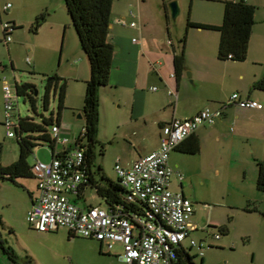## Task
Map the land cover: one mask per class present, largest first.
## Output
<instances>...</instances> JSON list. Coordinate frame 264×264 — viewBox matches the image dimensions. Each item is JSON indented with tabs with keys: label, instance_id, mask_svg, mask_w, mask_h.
Listing matches in <instances>:
<instances>
[{
	"label": "crops",
	"instance_id": "0c3cea01",
	"mask_svg": "<svg viewBox=\"0 0 264 264\" xmlns=\"http://www.w3.org/2000/svg\"><path fill=\"white\" fill-rule=\"evenodd\" d=\"M120 1L121 6L117 9L118 5H115L114 0L111 6L107 39L114 47L112 65L109 82L99 92L97 139L104 155L97 165L94 158L92 168L100 166L106 177L116 180L114 164L118 162L124 167L129 166L139 157L156 149L162 125L173 118L190 117L204 107L220 109L221 115L213 123L197 127L170 152L168 159L169 165L175 171L171 175L169 188L174 192H181L193 204L190 222L194 228L181 242V246L192 255L189 252L193 247L189 243L190 238L203 241L206 245L205 237L214 235L215 228L218 230L220 227H226L227 232L224 234H228L234 210L242 207V201L257 192L252 186L243 188L239 183L243 177L244 179L247 177L246 166L252 164L255 158L264 160V92L254 88L256 80L264 76V61L253 56L250 51L255 25L252 27L247 55L243 61L219 59L217 57L219 32L215 29L189 28L187 32L185 31V40L182 43V34L178 30H172L167 6L170 0H117V3ZM194 1L192 0V3ZM217 1L220 5L215 9L198 3L199 5H196L198 11L194 12L195 16L190 15V20L219 25L222 21L223 0ZM177 2L182 10L181 0ZM7 3L10 2L2 6L4 11L12 6L10 4L4 8ZM44 17L46 20L45 14ZM120 19H124L126 24H121ZM133 21L136 23L134 26L130 25ZM7 22H12L14 27H17L13 20ZM66 27L65 23L60 55L64 56L65 52L67 55L78 53L80 58L75 63H70L67 58L65 74L54 73L50 76L57 75L65 79L64 105L73 112H80L81 118L77 116V112L75 119L70 120L68 113L61 111L57 126L60 135L67 137L69 141L65 144L57 143L55 152L78 145L75 139L83 133L81 108L85 81L89 77V64L85 55L79 51H64ZM11 41L12 37L5 43ZM182 45L186 68L177 75L173 58ZM28 58L27 63H30L31 58ZM67 74L70 77L66 76ZM70 81L76 85H72ZM15 84L19 83L15 81ZM152 86H156V89L151 90ZM169 90L172 94L168 93ZM233 92H237L241 98L257 100L262 107H241L229 101ZM1 121L3 124V120ZM245 147L246 150L250 147L247 155H244ZM93 149L95 153V144ZM192 149H195L194 152H189ZM107 153L113 169L109 171L104 163ZM31 158L30 165L36 160L49 162L52 159V151L48 146L46 150L37 146ZM8 164L0 161L2 166ZM253 171L256 176V169ZM176 172L181 173L183 177L179 179ZM26 179L17 178L19 185L16 186L24 189V195L17 197L8 187L15 185L0 180V206L7 207V215L19 213L18 210H21L25 216L26 211L35 202L38 196L37 181L34 177H29L31 181L25 183ZM87 189L86 187L83 190L84 197L81 198L85 202L75 203L81 207L101 206L99 197L96 201H86ZM70 198L72 201L75 199L74 195H70ZM222 211L225 215H221ZM7 227L12 230L10 225L5 224L0 229V264H23L22 260L24 263L38 264L35 247L19 244V248L25 253L20 256L22 250L17 251L6 244L3 231ZM59 227L63 226L51 231L56 232ZM64 228L67 230L68 239L75 236ZM98 242L100 252L110 253L111 250L107 248L105 251L104 243ZM187 242L189 248L186 247ZM1 243L4 248L12 251L14 260L4 252ZM208 247L210 245L207 244ZM194 248L196 250L193 255H201L202 264L206 247L203 248L202 254L196 247ZM120 253L121 251L115 254L118 259Z\"/></svg>",
	"mask_w": 264,
	"mask_h": 264
},
{
	"label": "rangeland",
	"instance_id": "374dc122",
	"mask_svg": "<svg viewBox=\"0 0 264 264\" xmlns=\"http://www.w3.org/2000/svg\"><path fill=\"white\" fill-rule=\"evenodd\" d=\"M114 1L115 5H118L116 9L121 6L122 1L120 3H117V0ZM6 2H10L12 6L4 11L2 6ZM250 2L257 7L254 17L255 32L252 36L253 43L250 51L253 56L264 61V0H250ZM198 3L213 9L220 5L217 0H195L191 5L189 0H181L182 10L179 6V14L174 19L171 18L170 22L172 30H178L182 37L186 30L188 13L189 18H191V14L195 16L194 12L198 11L196 6L199 5ZM41 14H45L46 20L36 28L34 25L35 18ZM12 20L17 27L12 30V41L7 44L3 40L1 23ZM65 23L67 27L64 38L66 40L64 51H79L84 55L63 0H0V161L3 164L10 163L19 154L16 137L6 135V127L1 121L3 120V98L1 93L3 78H6L12 87H14L15 81L19 84L21 82H31L34 89L37 90L35 110H33L27 98L22 95L18 96L19 116L29 115L39 119L40 114L45 116L52 114L56 119L58 110L57 95H54L53 91L51 92L46 109L42 104L45 81L50 74H65L67 58L70 63H75L80 58L77 55L78 53L67 55V52H65L64 56L61 57L60 55ZM28 57L31 58L30 63H27L26 58ZM66 76L70 77L69 74ZM70 82L72 85H76L75 82ZM228 88H230V84ZM62 111L68 113L70 120H74L75 114L78 112L74 111V113L71 108H67L65 105ZM39 147L43 150L47 149L46 144H41ZM100 147L99 143L95 144V165L104 155L100 152ZM247 151H250V147H247V150L245 147L244 155L248 154ZM31 160L30 155L28 162H31ZM104 163L108 171L113 170L108 153ZM238 168L236 167V169ZM255 169V161L246 166L247 177L246 179L243 177L239 183L243 188H249V186L251 188L252 186L257 192L249 199L243 200L242 207L234 210L233 220L229 223L230 230L228 234H224L215 228L214 233H218L220 238H214V235L205 237L206 245L204 247L206 249L202 264H264V192L256 189V176L254 175L255 171H253ZM25 181L27 183L31 180L27 178ZM8 187L16 197L24 195V189L21 186ZM97 198L98 196L93 188L89 187L85 191L86 201H96ZM76 201L79 204L85 202L83 199ZM18 212L7 215V207L1 208L0 206V216L2 217L0 229L4 224L12 227V230L8 227L5 228L3 236L6 239V244L11 245L17 251L20 250L21 252L22 250L19 248V244L35 247L38 264H124L115 256L116 253L121 251L120 244H116L110 253L100 252L99 242L95 239L81 236L68 239L67 230L64 227H59L56 232L34 230L28 224L21 210H18ZM221 215H225L224 211ZM196 239L198 240V238ZM207 244L210 247L207 248ZM186 247L189 248L188 242ZM195 250L192 247L189 252L193 255ZM105 251H107L106 247ZM19 254L23 256L25 253L23 251L22 254ZM194 260L196 264H200L201 255H195ZM22 263L30 264L28 262L24 263V260H22Z\"/></svg>",
	"mask_w": 264,
	"mask_h": 264
},
{
	"label": "built area",
	"instance_id": "2783aa9c",
	"mask_svg": "<svg viewBox=\"0 0 264 264\" xmlns=\"http://www.w3.org/2000/svg\"><path fill=\"white\" fill-rule=\"evenodd\" d=\"M10 6L7 3L4 8ZM121 24H126L120 19ZM133 21L130 25L134 26ZM2 30L10 32L12 27L1 23ZM11 35L4 36V41ZM29 62V58H26ZM155 90L156 86L150 87ZM3 124L6 135H15L18 123V98L14 87L3 78ZM172 94V91H168ZM229 101L241 107L261 108L257 100L241 98L231 93ZM16 111V112H15ZM221 115L220 109L204 107L190 117L173 118L161 126L159 145L148 154L139 157L129 166L116 162L113 169L122 186L129 192L130 199H138L148 205L156 220L133 215L121 217L105 207L92 205L81 207L69 197L82 181L84 147L69 146L61 157L49 162L36 160L31 171L37 180L38 196L26 212L28 224L37 231H51L58 226L66 227L73 235L96 239L110 251L115 244L121 245L119 259L128 264H171L174 251L194 228L190 222L193 213L192 201L181 192L169 188L173 168L169 165L170 152L197 127L213 123ZM17 116V117H16ZM84 130V129H83ZM52 137L59 144L69 140L61 136L59 127L53 125ZM179 179L183 175L176 172ZM219 237L218 233L214 234ZM191 246L202 254L203 241L189 239Z\"/></svg>",
	"mask_w": 264,
	"mask_h": 264
},
{
	"label": "trees",
	"instance_id": "16d2710c",
	"mask_svg": "<svg viewBox=\"0 0 264 264\" xmlns=\"http://www.w3.org/2000/svg\"><path fill=\"white\" fill-rule=\"evenodd\" d=\"M63 1L70 22L75 30L80 48L86 56L89 64V77L85 81L84 99L81 108L84 130L83 133L75 139L78 145L85 148L84 160L82 163L84 175L76 192L70 195H74L75 199L73 201L76 202V200L84 197L83 190L86 187H91L100 198L102 202L100 203L101 206L105 207L109 212L128 218L135 214L155 221L157 218L151 212L146 203L138 199L129 198V192L122 186L119 178L116 180L109 179L101 171L100 166H96L95 169L92 168L93 160L95 158L93 149L94 144L99 143L97 139L100 104L99 92L100 89L106 86L109 82L114 50L113 45L107 39L113 0ZM189 2L191 5L192 0H189ZM222 5V21L219 25L216 26L193 22L190 20L188 13L186 30L194 27L217 30L219 32L217 57L219 59L229 58L235 61H243L247 55L249 39L255 22L254 17L257 7L248 0H223ZM44 20V14L37 16L34 21L35 27L38 28ZM7 23L12 29L15 28L13 25L14 23ZM3 35H11V33L6 31L4 33L3 31ZM184 40L185 33L182 37V43H184ZM173 65L177 75L185 70L186 62L183 45L179 52L174 55ZM254 88L264 92V76L256 80ZM52 91L54 95H57L58 99L56 119H54L52 114L49 116L40 114L39 119H35L33 116L29 115H18V123L15 127L14 136L16 137L19 154L17 159L12 163L5 166L0 165V180L19 185L17 181V178L19 177L35 178L31 171L32 165L29 164L28 158L33 154L34 149L41 144H46L51 149L52 158L61 157L65 152L66 149L55 152L54 148L57 142L51 134V128L53 125H57L58 118L64 107L66 93L65 79L58 77L57 75L49 76V79H46L42 96V104L45 109L48 106ZM16 92L18 95L27 98L33 110H35L36 97L33 95L34 86L32 83L22 82L16 84ZM193 150L195 149H192V151L189 152H194ZM100 152L102 153V149H100ZM254 161L257 171L255 186L257 190L264 192V160L255 158ZM218 230L222 233L227 232L226 227H220ZM1 247L4 252L8 253V255L11 256V259L14 260L12 251L8 248H4L2 243ZM171 264H195L194 256L190 255L188 250L179 245L174 251Z\"/></svg>",
	"mask_w": 264,
	"mask_h": 264
},
{
	"label": "water",
	"instance_id": "95a60500",
	"mask_svg": "<svg viewBox=\"0 0 264 264\" xmlns=\"http://www.w3.org/2000/svg\"><path fill=\"white\" fill-rule=\"evenodd\" d=\"M168 9H169V15L172 19H174L178 14H179V5L177 0H170L167 4ZM189 73L187 72V75ZM49 79V77H47V80ZM14 90L16 91V84L14 83ZM37 94V90L34 89V95ZM79 118H81V113L78 112L77 115Z\"/></svg>",
	"mask_w": 264,
	"mask_h": 264
},
{
	"label": "flooded vegetation",
	"instance_id": "af4514ba",
	"mask_svg": "<svg viewBox=\"0 0 264 264\" xmlns=\"http://www.w3.org/2000/svg\"><path fill=\"white\" fill-rule=\"evenodd\" d=\"M15 92H16V91H15ZM16 95H17V98H18L19 95L17 94V92H16ZM33 95H34V93H33ZM34 96H35V95H34ZM17 101H18V100H17ZM16 117H17V116H16ZM17 119H18V117H17Z\"/></svg>",
	"mask_w": 264,
	"mask_h": 264
}]
</instances>
